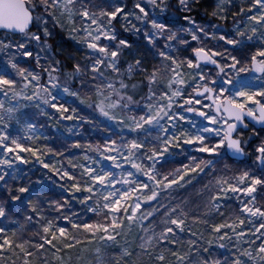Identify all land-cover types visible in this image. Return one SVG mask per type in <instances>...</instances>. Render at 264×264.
<instances>
[{"label":"snow or ice","instance_id":"1","mask_svg":"<svg viewBox=\"0 0 264 264\" xmlns=\"http://www.w3.org/2000/svg\"><path fill=\"white\" fill-rule=\"evenodd\" d=\"M178 2L179 10L191 11V0ZM147 3L152 6V13L142 0L133 5L138 13L120 3L97 7L91 0H0V29L20 36L19 40H0V53L8 56V64L15 71L14 77L7 72L0 74V95L4 97L0 100V124L7 128V121L15 119L25 129L21 137L11 136L0 128V166L12 168L16 161L29 163V157L22 155L28 153L59 176L63 181L61 189L69 194L62 195L63 202L48 200L47 208L43 200L28 199L24 223L17 221L19 226L11 232L7 227H0V264H7L3 259L6 255L13 258V264H50L49 254L57 264H71V255L65 260L63 250L76 246L81 253H94L95 264H103L106 246L118 244L134 225L143 233L139 236L141 249L149 256L154 253V260L160 264H264V204L257 203L259 193L264 192V173L229 172L227 168L218 171L215 167L224 155L223 149L236 155L245 153L244 136L249 127L253 133L255 124L264 128V85L245 86L240 76L247 73L251 78L264 80V0H247L245 6L233 13V17L239 16L243 21L242 26H239L241 21H234L238 25L235 35L225 32L218 37L227 45L241 47L245 41L258 39L260 45L244 57L232 54L227 48L221 51L223 46L204 45L201 34L217 39L219 25H210L216 31L209 32L193 17L185 15L183 19L188 27L173 30L168 22L158 20L155 15L156 8L167 11L166 0H147ZM224 10V0H220L212 15L226 20V15H219ZM132 16L142 25H150L144 30V39L152 49H159L158 53H152L153 59L158 54L161 60L149 70L144 66L142 55L134 58L128 63L126 74L132 77L140 73L143 79L129 85L118 61L123 50L132 44L128 39L119 38L114 22L122 18L126 31L139 32V27L128 19ZM49 17L88 50L87 63L77 61L64 71L55 57H50L48 65L44 66L37 55L36 64L41 70L36 71L22 66L15 58L17 55L31 57L28 45L33 41L43 49L50 48L40 34L42 29L45 37L52 35L47 27ZM30 26H37V31H32ZM180 33L190 35L191 41L198 43L191 44ZM158 37L164 39L163 48L159 46ZM113 41L117 42L115 46ZM173 48L185 53L190 49V53L177 57L169 51ZM13 49L15 51H10ZM208 64L214 66L215 74L211 69L203 71ZM77 80L79 88L74 87ZM143 87H147V93L141 97V106L135 94ZM80 89L87 91L82 95ZM60 92L77 97L100 117L114 122L121 132L126 129V134L117 135L115 139L104 137L102 142L86 146L76 140L73 146L85 147L83 160L90 163L68 157L69 167L61 163L57 168L55 160L46 162L47 153L61 159L64 154L47 143H39L36 124L22 121L20 117L24 113L20 109L35 107L39 114L50 119H88L80 117L76 108L69 112V108L59 102ZM25 101L28 103H23ZM132 105L136 107L133 109ZM49 108L55 112L49 113ZM191 113L202 118V122L197 124L186 115ZM181 121H186L190 127ZM107 130L111 132V128ZM68 131L72 132L73 128L69 127ZM182 153H187L188 162L165 170L169 159ZM255 153L264 168V140L256 146ZM102 161L112 163L105 166ZM202 173L211 176L202 186L207 197L203 214L194 215L186 200L161 202L162 193H170L174 186L183 187ZM7 175V171L0 168V181ZM8 191L12 201H20L22 197L16 193H28L30 189L22 185L15 193L11 188ZM230 194L238 204L226 214L224 208ZM71 200L79 201L87 212L81 216L71 211ZM9 212L10 208L0 202V218L9 219ZM88 212L96 219L87 216ZM209 213L219 215L220 220L215 221ZM256 218H260L259 221ZM189 220L202 223L205 229L193 231ZM25 224L35 229L34 237L24 234L28 231ZM185 231L196 239H188L185 244L181 237ZM204 231L208 233L206 240ZM96 241H103L104 245L91 248ZM213 245L219 249L231 246V256L221 260L214 254ZM149 248L152 253L148 252ZM131 255L126 245L121 246V257Z\"/></svg>","mask_w":264,"mask_h":264},{"label":"rangeland","instance_id":"2","mask_svg":"<svg viewBox=\"0 0 264 264\" xmlns=\"http://www.w3.org/2000/svg\"><path fill=\"white\" fill-rule=\"evenodd\" d=\"M177 4H175V8L179 11L178 14H174L173 16H168V13L165 12H161L159 8L155 9V15L156 18L160 21H166L170 24V26L173 28V30L183 26V27H188L187 22L183 19V17L185 15H189L191 17H193L196 21V23L198 25H202L204 26L209 32L212 31H216L215 29L211 28L210 25H219V31L217 32V39H213L211 36H203V34H201V40L204 43V45H206L209 48H213V47H221V51H223V48H227L229 51L230 50H243L244 54L247 55L251 52L255 51V48L257 46L260 45V41L258 39L254 40V41H245L244 46H233V45H227L225 43V41L219 40L218 37L221 33H230L231 35H235V28L238 26L237 24L234 23V21H241V18L239 16L233 17V13L234 12H238L239 8L241 6H245L247 3V0H224V12L219 13V15H226L227 19L226 20H221L218 18V16H214L212 15L213 12L217 11V4L220 3V0H191V11H181L180 6H179V2L178 0ZM137 2V0H91V3L96 5L97 7H111L113 4L116 3H120V4H124L127 6V10H131V11H135V12H139L138 9H134L133 5ZM142 2L147 5V9L149 11V13L153 12V8L150 4L147 3V0H142ZM166 3H168V0H166ZM205 7H202L200 10L199 9V5H204ZM200 6V7H201ZM42 11V9H41ZM199 11V12H197ZM46 16H48L47 13H45ZM57 15H59V13H57ZM129 21L131 22V24L136 25L137 27H139L140 31L136 32L135 30L132 31H126L125 27L122 26L123 25V19L121 18V20L114 22L115 24V28L116 31L118 33L119 38H125L127 39V37H129L132 41H135L136 39H138V35L140 34L141 38L144 39V30L145 28H150V25H142L140 21H137L135 19L134 16L129 17L128 18ZM77 23L79 24V19H77ZM243 21H241V24L239 26H242ZM131 24L129 25V27L131 26ZM47 27L49 28V30L51 31L52 35L50 37H45L43 34V31L41 29V37L42 40L46 39L48 44L50 45V48L48 49H43L42 47H40L35 41L31 42L28 45L29 50L32 52V56L31 57H23L20 55H17L15 58L18 61H21L22 66L24 67H31V68H35L36 71H40L41 69L37 66L36 64V56L39 55L40 56V62L42 65L47 66L49 63V58L50 57H55V59H57V57L52 53V48L53 46H59L61 45V43L63 42H69L73 47L76 48V50L78 51V54H76V57L79 59L81 64H85L88 61L85 60V53L88 51L86 48L82 47L81 45H79L77 43L76 40L72 39L69 34L67 29H62L53 19H51L49 17L48 19V24ZM32 31H37V26H33L31 28ZM180 35L185 36L189 42L191 44H197V41H191V37L190 35L186 34V33H180ZM19 40L20 36H14V35H10V34H5V33H0V40ZM140 39V38H139ZM138 39V40H139ZM159 40V45H162V48L164 47V39L162 38H157ZM146 45L149 47V49L151 48V45L148 44V41L146 39H144ZM131 42V41H130ZM117 42L113 41L112 44L113 46L116 45ZM131 44H134L133 42H131ZM123 47V46H121ZM177 47L179 48H183V45H177ZM154 50V49H153ZM10 51H15L10 50ZM169 51H171V54L177 56V57H181L183 55H186L185 52L182 51H177L176 48L170 49ZM154 52L158 53V50L155 49ZM122 60V57L120 56L119 58V65L120 62ZM161 60V58L159 57V55L157 54L155 59H153L154 64H158V62ZM231 61H229L230 63ZM212 70V73L215 74V68H210V67H204L203 71L208 72L209 70ZM109 72L111 70H108ZM9 73L10 75H12L13 77L15 76V71L13 69H11L10 65L8 64V56L0 53V74L3 73ZM112 76H115V73H111ZM233 77H235V74H232ZM240 76L243 78L242 83L245 86L248 87H259L261 85H264V80H260V79H254L249 77V75L247 73H241ZM45 79H47V76L45 75L44 77ZM125 78L128 80L125 81L126 83H129V85H131L132 83H136L139 82L143 79V74L137 73L136 75L132 76V77H128L127 74L125 75ZM221 78V82H222ZM80 85V81L78 80V84L75 85V88H79ZM81 94L83 95L87 89H80ZM131 91V89H130ZM189 91H191V89H189ZM147 93V87H143L142 90L138 91L137 94H135V99L137 101H141V97L146 95ZM140 94L139 98H136V96ZM59 97L60 100L59 102L64 103L68 108H69V112H71L72 108H76L77 109V114L80 117H87L88 119H81V120H72V121H68V120H57L55 117L53 118H49V116H44L39 114V111L35 108V107H28V108H21L20 112L24 113L23 116L20 117V119L23 120H29L33 123L36 124V134L37 136L40 137L39 143L40 142H44L46 139L45 133L47 130L53 132L54 134H58L60 135L61 138L65 139V140H69L72 139V137L75 136L76 132L80 131V127L78 126V124L83 121L84 124L87 125H92L90 133L93 134L94 132L98 131V127L102 126V132H101V140L98 142H102V138L104 137H108V136H112V138H117V135H122V134H126L127 130L125 129L123 132H121V129L119 127H117L114 122L112 121H108L105 120L103 117H100L98 113H95L93 111V109L87 107L85 104H82L80 102V100L77 97L71 96L67 93H63L60 92L59 93ZM4 97L2 95H0V100H3ZM9 103H15V101H9ZM23 103H28L27 101L23 102ZM143 104V101H141V106ZM7 106V104H6ZM133 109L136 107V105H132ZM49 113H54L55 110L49 108L48 109ZM188 115V114H186ZM58 116V114H57ZM191 117V119L197 123L200 124L202 122V119L198 118L196 116L195 113H192L191 115H188ZM89 120H91L92 122L90 123ZM96 122V123H94ZM181 124H185L186 126H189L187 124L186 121H181ZM203 123H207L206 121H203ZM8 127L4 128L3 124H0V128H4L5 131H7L11 136H21L23 137L25 134V129L22 126V124H18L16 122L15 119L7 121ZM99 125V126H96ZM107 126V127H106ZM72 127L73 131L69 132L68 128ZM107 128H111V132H109L107 130ZM116 134V135H114ZM244 139L247 141L246 145H245V150H246V159H252L253 163H256V165L259 168H262L261 165L259 164V162L256 160L255 156V148L256 146L260 143L261 140H264V133H259V132H248L245 133ZM86 141L83 142V144ZM29 144L33 143V141H28ZM89 143V142H88ZM93 144L97 143L95 142H91ZM87 145V144H86ZM85 145V146H86ZM73 150L71 152H74L75 155H73V159L74 161H81L84 163H90V161H84L83 160V156L84 153L86 151V148H77V147H72ZM225 152V149H223ZM177 152H179V150H175ZM194 153V152H193ZM89 155H93L95 156V153H88ZM197 154V153H196ZM226 154V152H225ZM22 155L29 157V165H31V170L32 171H36V169L40 168V175L42 176L40 178V180H38V186L40 185H44V182H53V178L51 177V175H55L52 172L49 171V169H45L42 164H40L35 157H31L28 153H22ZM187 153H182L179 155H176L174 157H171L169 160H180L183 159L184 163H187V159L186 156ZM199 155H203V156H207L208 154H199ZM99 157H97L98 159ZM44 159L46 162L51 163L53 160L56 161V167L59 168L60 167V163L57 160L58 158L53 156V154L47 153L44 156ZM68 163V162H67ZM111 161H102V164H104L105 166H110L111 165ZM223 164V163H222ZM25 165L26 163H22L21 161H16L15 164L13 165L12 168H5L4 166H0V168H4L5 171H7L8 175L5 177V180H7V178H12V180H16L17 184L16 188L18 186H22V185H27L26 182L24 181V177L25 175L28 173H26V171H24L25 169ZM64 167H69L68 166H64ZM128 166L125 165V168H127ZM179 167V166H177ZM216 169L218 171H224L225 168H227V170L229 172H238V171H243L246 170L244 168L242 169H236L233 167H226V165L222 166H215ZM176 168V167H174ZM263 169V168H262ZM49 171V173H45ZM78 171V170H77ZM119 171V170H117ZM211 171V170H209ZM51 173V174H50ZM15 175L16 179H13V176ZM56 176V175H55ZM57 177V176H56ZM211 179V176L207 173H202L199 176H197L195 179H192L190 181V183H186L183 187H173V190L170 193H162L160 196V200L161 202H167V201H172L173 203L179 201V200H186L189 209H191L192 213L194 215H201L203 214L206 210L204 208V203L206 201V195L203 194V188L202 186L204 184H207L209 182V180ZM4 181H0V185L4 182ZM29 189H34L35 190V185L34 184H28ZM31 193V191H30ZM64 193L66 195H69L67 192L64 191ZM18 195H20L22 197V199L20 201H14L16 202H21L23 199H25L26 197H28V193H16ZM243 195V194H241ZM230 199L226 200V207H230V205L234 204L235 206L238 204V202L235 199L234 195H231ZM36 199V198H33ZM76 203H79V201L77 200H73ZM45 202V201H44ZM45 207L47 208V202H45ZM225 207V208H226ZM71 208V207H70ZM77 210H79L80 212L75 211L76 213L80 214L81 216H83L87 210L84 208V206L79 203L78 204V208ZM27 214V212L25 213V215ZM54 214V213H53ZM87 216L92 217V219H96L95 216H93L92 213L88 212ZM209 216L211 218H213L215 221H219L220 219L217 218V215H214L212 213H209ZM1 219V218H0ZM158 219V218H157ZM257 221H259L260 218H256ZM63 223V222H62ZM189 225L192 226V230L193 231H203L205 229V225H203L202 223H198V222H194L192 220L188 221ZM19 225H14V228H17ZM251 226V225H248ZM258 226V224H257ZM0 227H7L4 223L0 224ZM9 229V232H11V227H7ZM33 232H35V229L30 227ZM143 235L142 232H140L139 226L138 225H134L131 232L126 236H122L119 240V243L116 245H111V246H106L105 249V255L103 257V264H117V261H119V264H140V262H142V264H160L159 261H155L154 260V253L152 256H149L147 254L144 253V251L141 249L140 244L141 241L139 239V236ZM181 237L184 241L185 244H187L188 239H196V237L191 236V234L188 231H185L184 233L181 234ZM204 238L205 240L208 239V233L207 231H204ZM199 243H203V241H199ZM99 245H104L103 241H96L93 242V244L91 245V248H94L96 246ZM126 245L128 248V251H130L132 253L131 256H120V248L121 246ZM213 248L215 249V255H219L220 259L223 260L224 257H229L232 254V248L231 246H229L228 248L225 249H219L218 247H216L215 245H213ZM158 251V249H157ZM64 258L65 260H68L69 254L71 255V264H95V261L93 259L94 257V253H92L91 251L89 252H84L81 253V249L79 246H76L74 249H64ZM149 253H152L153 250L151 248L148 249ZM219 252H223L225 254V256H221V254ZM78 256H82L81 259H77ZM83 257H86V259H84ZM44 257H41V259H43ZM4 261L7 262V264H13V258L10 255H6L4 258ZM49 260H50V264H57L56 260L53 259L51 257V255L49 254Z\"/></svg>","mask_w":264,"mask_h":264},{"label":"trees","instance_id":"3","mask_svg":"<svg viewBox=\"0 0 264 264\" xmlns=\"http://www.w3.org/2000/svg\"><path fill=\"white\" fill-rule=\"evenodd\" d=\"M168 4H169V8L167 9L166 13H168V16H173L174 14H178L179 11L175 8V4H177L176 0H168ZM199 5V9L200 10L202 7H205V4ZM199 12V11H197ZM140 38V39H139ZM127 39L131 42H133L134 44H132V46L130 48H125L123 50V54L121 55L122 60L120 62V67L122 69V71L125 72L126 75V69L128 67V63L132 62L134 60V58L136 57H140L142 55V57L145 59V67L149 68V70L151 69L152 65L154 64L153 61V57H152V53L154 52L153 49H149V47L146 45L144 39L141 38L140 34L138 35V39H136L135 41H132L129 37H127ZM196 45V44H193ZM160 48H162V45H159ZM159 51V49H157ZM230 52H232V54L237 55L239 57H244V51L241 49L239 50H230ZM52 53L57 57V59L61 62V66L63 68L64 71H67L68 69L71 68V66L76 63L77 61H79V59L76 57V54H78V51L76 50L75 47H73L69 42H63L61 43V45L59 46H53L52 48ZM190 53V49L188 50V53ZM80 62V61H79ZM125 81L128 82V80L125 78ZM78 84V80L76 81L75 85ZM140 94H138L136 96V98H139ZM96 123V122H94ZM93 123L89 126L87 124H84L83 121H81L78 126L80 127V131L76 132L75 136L72 137V139L69 140H65L63 138L60 137V135L58 134H54L53 132L47 130L45 133L46 136V140L43 142H40V144L43 143H47L49 146L62 151L64 154V158L61 159V157H57L59 163L63 164L64 166H68V157H73L74 152H71L73 150V145L74 142L76 140H79L81 142L82 145H86L91 142H98L101 140V132L103 127L100 126L98 127V131L94 132L93 134L90 133V130L92 127ZM262 133V132H261ZM264 133V132H263ZM86 141L84 144L83 142ZM84 148V147H81ZM224 152V150H222ZM246 151V150H245ZM52 154V153H50ZM194 155H199L196 153H192ZM203 156V155H201ZM186 157V156H185ZM184 159V158H183ZM183 159L180 160H169V162L165 165V170H171L174 167L180 166L181 162L184 163ZM185 160V159H184ZM223 163V164H222ZM218 166L222 165H226V167H233L236 169H246L247 171H249L252 174L255 175H261L262 173H264V168H259L256 163L252 162V159H245L243 161L237 162V161H233L230 160L225 152L223 157H221L219 159V162L217 163ZM24 171H26V175L24 177V181L26 182V184H34L35 185V190L34 189H30L28 197H26L25 199H23L21 202H14L11 200V196L9 194L8 189L11 188L13 190V193H15V189H16V185L17 182L16 180H12V178H7L6 181H4L1 185H0V202H4L5 206L10 208V212H9V219H5V218H1L0 219V224L4 223L7 227H11L14 228V225H18L16 222L19 221L21 223H24V217H25V213L28 212V204H27V200L28 199H33V198H38L40 200H43L45 202H47L50 199H60L61 202H63L62 200V195L63 196H67L64 193V190L61 189L60 184L63 183V181L60 180L59 176H55V175H51V177L53 178V182H44V185H40L38 186V180H40V178L42 177L40 175V168L36 169V171H32L31 170V165H29L28 163H26L25 165V169ZM51 172V171H50ZM45 173H49V171L44 172ZM51 174V173H50ZM54 174V173H53ZM46 175V174H45ZM47 176V175H46ZM258 188L260 186H257ZM262 197H264V192L259 193L258 195V199H257V203L258 204H264V199H262ZM78 204L75 201L71 200L70 202V207H71V211L75 212H80L79 210H77L78 208ZM235 208V205L232 204L230 205V207H226L224 208L225 213L227 214L228 212L232 211ZM90 217V216H89ZM217 218L220 219L219 215H217ZM26 227H28V231H26L24 234L26 236L29 237H34L35 236V232H33V230L27 225L25 224ZM9 230V229H8ZM38 239V238H37ZM223 258V256H225V254L223 252H219Z\"/></svg>","mask_w":264,"mask_h":264},{"label":"water","instance_id":"4","mask_svg":"<svg viewBox=\"0 0 264 264\" xmlns=\"http://www.w3.org/2000/svg\"><path fill=\"white\" fill-rule=\"evenodd\" d=\"M30 27L32 28L33 26H30ZM0 33H5V34L13 35L12 33L8 32V31H6V30H4V29H0ZM17 35H19V34H16V35H14V36H17ZM206 67L214 68V66H212L211 64H208ZM191 114H192V113H191ZM191 114H188V115H191ZM198 118H199V117H198ZM200 119H202V118H200ZM254 126H255V129H256V130H264V128H262L261 125H259V124H255ZM246 131H247V130H246ZM225 152H226V156H227L230 160L237 161V162L243 161V160L245 159V156H246L245 153L242 154V155H236V154H233L232 152H230V151H228V150H226V149H225Z\"/></svg>","mask_w":264,"mask_h":264},{"label":"flooded vegetation","instance_id":"5","mask_svg":"<svg viewBox=\"0 0 264 264\" xmlns=\"http://www.w3.org/2000/svg\"><path fill=\"white\" fill-rule=\"evenodd\" d=\"M253 132L252 131V127H249L248 129H247V131H245V133H248V132ZM256 132H259V133H261V132H264V130H256ZM245 155H246V151H245Z\"/></svg>","mask_w":264,"mask_h":264}]
</instances>
